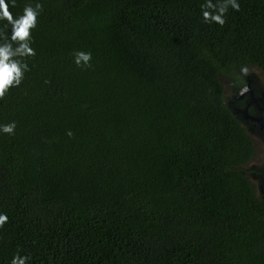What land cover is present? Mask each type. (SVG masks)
Returning <instances> with one entry per match:
<instances>
[{
  "label": "trees",
  "instance_id": "1",
  "mask_svg": "<svg viewBox=\"0 0 264 264\" xmlns=\"http://www.w3.org/2000/svg\"><path fill=\"white\" fill-rule=\"evenodd\" d=\"M39 2L0 97V264H264L256 145L225 92L264 73V0L222 25L205 0Z\"/></svg>",
  "mask_w": 264,
  "mask_h": 264
},
{
  "label": "clouds",
  "instance_id": "2",
  "mask_svg": "<svg viewBox=\"0 0 264 264\" xmlns=\"http://www.w3.org/2000/svg\"><path fill=\"white\" fill-rule=\"evenodd\" d=\"M239 11L238 0H205L201 4V16L205 22L224 23L223 16L228 7ZM17 0H0V22H4L0 29V97H4L10 88L21 84L24 74L29 71L27 58L35 54L32 45L31 30L37 25V18L42 10L39 0L26 3L22 13L10 12L15 10ZM91 53L77 51L74 63L78 67H89ZM16 129L14 121L0 124V133L12 135ZM71 136V132H68ZM8 220L7 215L0 212V226ZM30 256L22 253L12 255L9 264H30Z\"/></svg>",
  "mask_w": 264,
  "mask_h": 264
},
{
  "label": "rangeland",
  "instance_id": "3",
  "mask_svg": "<svg viewBox=\"0 0 264 264\" xmlns=\"http://www.w3.org/2000/svg\"><path fill=\"white\" fill-rule=\"evenodd\" d=\"M244 74L248 79H253L251 89L256 92L257 97H260L259 99H262L260 105L264 106V73L257 69H248ZM225 88L227 102L233 101L231 104L232 109L236 110L237 108L240 110V114L249 130H251L250 133L256 145V154L252 162L244 168V171L254 185L257 196L264 199V133L260 132L259 126L254 125L253 120L248 115L246 116V111H248L249 115L255 118L258 107L255 104H250L249 99L242 98L245 87L237 89L226 82ZM262 114L264 115V108H262ZM253 125L256 127H252ZM257 129L260 131H257Z\"/></svg>",
  "mask_w": 264,
  "mask_h": 264
},
{
  "label": "flooded vegetation",
  "instance_id": "4",
  "mask_svg": "<svg viewBox=\"0 0 264 264\" xmlns=\"http://www.w3.org/2000/svg\"><path fill=\"white\" fill-rule=\"evenodd\" d=\"M249 81H251V82H253V79L252 78H249V79H247V81H246V85H244L242 88H244V87H246V91H243V95H242V98H244V99H249V103L250 104H255L257 107H258V109H257V113L255 114V118H260L261 117V114H262V108H264V106H261L260 105V102L262 101V99H259L260 97H257V95H256V92H254L252 89H251V87H252V84L249 86V88H248V83H249ZM245 90V89H244ZM245 97H247V98H245ZM233 102V101H232ZM232 104V103H231ZM242 104V103H241ZM231 107H232V105H231ZM246 109H247V107H246ZM235 112H236V114L238 115V117L239 116H241L242 117V115L240 114V110L239 109H237L236 108V110H234ZM249 116L251 119H253L254 117L253 116H251V115H249V113H248V111H246V116ZM243 118V117H242ZM243 122L245 123V121H244V119H243ZM253 127H255L254 125H253ZM257 131H260L259 129H257ZM263 133H264V131L263 130H261ZM260 131V132H261Z\"/></svg>",
  "mask_w": 264,
  "mask_h": 264
},
{
  "label": "water",
  "instance_id": "5",
  "mask_svg": "<svg viewBox=\"0 0 264 264\" xmlns=\"http://www.w3.org/2000/svg\"><path fill=\"white\" fill-rule=\"evenodd\" d=\"M251 84H252V82L249 81V83H248V85H247L248 88H249V86H250ZM244 89H245V90H243V91H246V87H245ZM231 110H232V112H233L234 114H236V112L232 109V107H231ZM236 116L238 117L237 114H236ZM238 118L241 120V123H243V125L245 124V126H246L247 129L249 130L247 124L243 122V118H242L241 116H239ZM252 120H253L254 125H255V124L258 125V126H259V129L264 131V115H263V114H261V117H260V118H253ZM252 127H253V126H252ZM255 127H256V126H255ZM249 131H251V130H249ZM261 132H262V131H261Z\"/></svg>",
  "mask_w": 264,
  "mask_h": 264
}]
</instances>
